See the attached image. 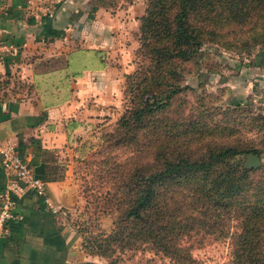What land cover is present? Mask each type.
Wrapping results in <instances>:
<instances>
[{
	"label": "trees",
	"instance_id": "16d2710c",
	"mask_svg": "<svg viewBox=\"0 0 264 264\" xmlns=\"http://www.w3.org/2000/svg\"><path fill=\"white\" fill-rule=\"evenodd\" d=\"M116 1L89 2L107 9ZM240 34H246L241 42L245 48L248 42L250 47L264 45V0H146L137 49L143 64L127 76L133 103L119 117L117 132L130 131L135 124L151 135L166 130L170 124L160 125L155 114L183 90L175 79L179 66L173 63L193 60L206 41H233ZM170 129L162 137L167 144L172 141ZM108 136L103 134V139ZM90 138L81 139L75 160L92 146ZM262 152L264 148L225 145L191 158L162 146L117 187L122 195L116 201L124 209L110 234L95 243L83 240V246L89 254L101 255L119 240L140 239L167 254L170 264H198L189 246H180L178 240L185 230L200 229L230 240L232 264H264V166H244L248 153L260 157ZM33 171L44 182L59 177ZM178 216L181 225L175 221Z\"/></svg>",
	"mask_w": 264,
	"mask_h": 264
},
{
	"label": "crops",
	"instance_id": "0c3cea01",
	"mask_svg": "<svg viewBox=\"0 0 264 264\" xmlns=\"http://www.w3.org/2000/svg\"><path fill=\"white\" fill-rule=\"evenodd\" d=\"M56 0L53 15H34L24 0L0 5V43L11 51L0 60V137L10 138L20 157L47 181L46 194L69 209L54 215L33 189L15 207L0 234V264H110L91 255L72 221L77 191L75 149L82 136L109 115L93 107L118 105L123 67L139 22L128 10ZM9 175L0 163V187Z\"/></svg>",
	"mask_w": 264,
	"mask_h": 264
},
{
	"label": "rangeland",
	"instance_id": "374dc122",
	"mask_svg": "<svg viewBox=\"0 0 264 264\" xmlns=\"http://www.w3.org/2000/svg\"><path fill=\"white\" fill-rule=\"evenodd\" d=\"M139 22L144 14L146 0H117L107 8L111 13L121 8ZM246 34L233 41H206L201 53L188 62H175L179 74L175 77L183 88L171 103L155 114L161 124H170L171 143L162 139L168 128L151 135L137 124L132 130L117 132L119 117L133 103L128 83L143 57L137 54L138 34L130 55L122 66L124 76L118 105L113 113L101 116L90 135L92 146L77 161V191L73 223L82 241L95 243L110 234L114 222L122 216L124 205L116 199L122 195L119 185L126 182L138 166L152 160V152L164 148L191 158L204 157L208 152L225 145L244 149L264 148V45L243 47ZM231 40V39H230ZM232 42V45L229 43ZM173 125V126H172ZM108 134L103 139V134ZM157 146V148H156ZM264 166V152L260 153ZM245 162V158H244ZM264 176V170L260 173ZM179 214V212H178ZM181 217L175 221L182 224ZM230 240L203 230H185L178 240L180 246H189L192 258L198 264H232ZM110 264H170V257L149 242L140 239L119 240L102 249L101 255Z\"/></svg>",
	"mask_w": 264,
	"mask_h": 264
},
{
	"label": "built area",
	"instance_id": "2783aa9c",
	"mask_svg": "<svg viewBox=\"0 0 264 264\" xmlns=\"http://www.w3.org/2000/svg\"><path fill=\"white\" fill-rule=\"evenodd\" d=\"M27 9L34 15L52 16L55 10L56 0H24ZM11 51L8 44L0 43V60ZM93 107L99 110H109L112 106H103L97 101H92ZM0 163L3 170L9 175V181L0 187V234L6 232L8 223L16 218L15 207L18 200L27 189H33L42 197L44 204L56 216L67 218L69 209L61 204L55 203L45 192L46 182L38 178L33 168L23 160L15 143L7 138L0 142Z\"/></svg>",
	"mask_w": 264,
	"mask_h": 264
},
{
	"label": "water",
	"instance_id": "95a60500",
	"mask_svg": "<svg viewBox=\"0 0 264 264\" xmlns=\"http://www.w3.org/2000/svg\"><path fill=\"white\" fill-rule=\"evenodd\" d=\"M6 137H0V142L6 140ZM244 166L250 169H257L261 166V159L258 155L253 154V153H248L245 156V162Z\"/></svg>",
	"mask_w": 264,
	"mask_h": 264
}]
</instances>
